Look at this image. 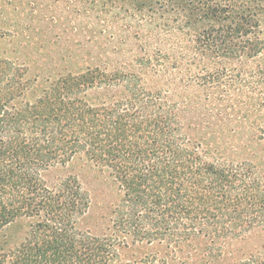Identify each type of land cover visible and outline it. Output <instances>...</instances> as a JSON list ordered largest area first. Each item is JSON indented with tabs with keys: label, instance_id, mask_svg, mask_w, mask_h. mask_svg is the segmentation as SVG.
<instances>
[{
	"label": "rangeland",
	"instance_id": "obj_1",
	"mask_svg": "<svg viewBox=\"0 0 264 264\" xmlns=\"http://www.w3.org/2000/svg\"><path fill=\"white\" fill-rule=\"evenodd\" d=\"M88 72L102 75L84 93L91 106L160 98L208 159L248 164L264 183V0H0V76L20 81L17 105ZM119 74L123 83H107ZM39 178L48 189L78 186L88 202L78 231L111 235L123 192L107 168L77 155ZM32 222L0 230V264ZM177 241H119L116 264H258L264 254L262 230L223 246Z\"/></svg>",
	"mask_w": 264,
	"mask_h": 264
},
{
	"label": "trees",
	"instance_id": "obj_2",
	"mask_svg": "<svg viewBox=\"0 0 264 264\" xmlns=\"http://www.w3.org/2000/svg\"><path fill=\"white\" fill-rule=\"evenodd\" d=\"M92 75L102 76L59 79L24 105L15 103L20 81L0 76V230L17 218L34 221L2 264H116L127 238L223 246L264 231V183L248 164L208 159L160 98L132 94L91 106L84 93L94 87ZM125 78L115 75L107 83ZM77 155L107 168L123 192L109 236L76 228L88 205L78 186L66 181L48 189L40 181L41 171Z\"/></svg>",
	"mask_w": 264,
	"mask_h": 264
}]
</instances>
